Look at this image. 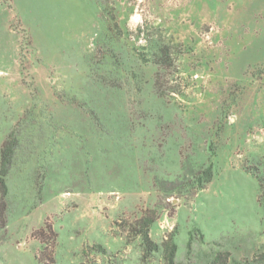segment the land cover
<instances>
[{"label": "rangeland", "instance_id": "obj_1", "mask_svg": "<svg viewBox=\"0 0 264 264\" xmlns=\"http://www.w3.org/2000/svg\"><path fill=\"white\" fill-rule=\"evenodd\" d=\"M263 67L264 0H0V264H264Z\"/></svg>", "mask_w": 264, "mask_h": 264}, {"label": "trees", "instance_id": "obj_2", "mask_svg": "<svg viewBox=\"0 0 264 264\" xmlns=\"http://www.w3.org/2000/svg\"><path fill=\"white\" fill-rule=\"evenodd\" d=\"M261 72L264 71V67L260 69ZM17 145V138L14 132H11L7 138L4 140L1 146V155H0V190L4 195L6 192V184H5V176L7 174L9 165L11 163L12 154ZM202 173L204 174V181H199L198 188H201L203 184L210 180L212 176L211 166L208 165L206 168L203 169ZM200 173V174H202ZM200 179V177H198ZM154 220V217H144L142 218V222L140 224V228L136 230V233L141 236L142 242L145 246L146 251H151L155 248L154 243L149 237L148 228L151 222ZM176 247L172 241H167L164 244V260L165 264H175L174 256H175ZM228 253L221 254L219 253L216 255V259L211 264H226V258ZM223 259L221 262H218V259ZM262 258L264 259V252L262 253Z\"/></svg>", "mask_w": 264, "mask_h": 264}]
</instances>
